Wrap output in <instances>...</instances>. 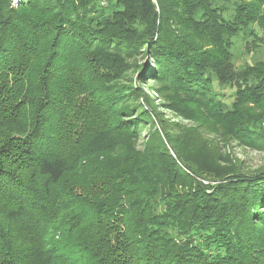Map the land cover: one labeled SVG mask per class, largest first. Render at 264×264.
<instances>
[{
	"label": "trees",
	"instance_id": "16d2710c",
	"mask_svg": "<svg viewBox=\"0 0 264 264\" xmlns=\"http://www.w3.org/2000/svg\"><path fill=\"white\" fill-rule=\"evenodd\" d=\"M237 40L264 41V0H0V264H264V163L221 150L264 152ZM140 54L194 126L125 85Z\"/></svg>",
	"mask_w": 264,
	"mask_h": 264
},
{
	"label": "rangeland",
	"instance_id": "374dc122",
	"mask_svg": "<svg viewBox=\"0 0 264 264\" xmlns=\"http://www.w3.org/2000/svg\"><path fill=\"white\" fill-rule=\"evenodd\" d=\"M101 1L104 2L105 6L107 0ZM232 51L233 60L237 66H242L245 63L251 64L254 60H264V41H259L257 42V45H249L248 48H246L245 46H242L239 40H237ZM138 61L140 63H146L147 68L149 66L148 70H146V75L134 79V77H137L138 75L140 76V74L135 71L133 72V76L131 78L126 79L125 85L128 88H130L129 86H131V88L133 89H138L140 90V93H144L145 95L150 96V98L153 99L154 103L157 104V110L159 111L160 116L165 120V123L170 129L174 128V133H179L181 130V126H194L193 122L186 120L180 115H177L168 107L166 100L168 99V97H171V94H173V90L169 87V84L167 85V88L165 87V90H162V96L160 97L158 89H160L161 85L159 84V82H156V79H154L153 76L149 74V71L151 70L150 68L155 67V65L153 64V60L148 56H142L140 54L138 55ZM107 79L108 78H106V80ZM215 90L222 96L227 104H230V102L233 100L232 94L234 89H230L228 87L218 88L215 85ZM146 136L147 135H145V137ZM204 137L208 139L215 137L217 140V144L222 148L223 145L219 143L217 137L214 136V134L207 133V135L204 134ZM230 143L231 144L227 145L225 149H220L223 152L225 151L226 154H229L231 159L233 161H236L243 169H247V172H252L254 169H257L259 166L263 165V151L254 150L246 146H241L236 142Z\"/></svg>",
	"mask_w": 264,
	"mask_h": 264
},
{
	"label": "built area",
	"instance_id": "2783aa9c",
	"mask_svg": "<svg viewBox=\"0 0 264 264\" xmlns=\"http://www.w3.org/2000/svg\"><path fill=\"white\" fill-rule=\"evenodd\" d=\"M19 2L20 0H11L13 6H16Z\"/></svg>",
	"mask_w": 264,
	"mask_h": 264
}]
</instances>
